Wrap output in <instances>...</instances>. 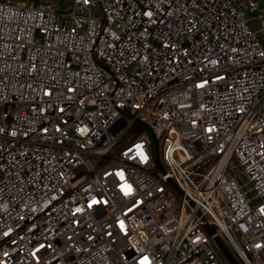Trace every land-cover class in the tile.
<instances>
[{
    "label": "built area",
    "instance_id": "2783aa9c",
    "mask_svg": "<svg viewBox=\"0 0 264 264\" xmlns=\"http://www.w3.org/2000/svg\"><path fill=\"white\" fill-rule=\"evenodd\" d=\"M263 2L0 0V264H264Z\"/></svg>",
    "mask_w": 264,
    "mask_h": 264
},
{
    "label": "rangeland",
    "instance_id": "374dc122",
    "mask_svg": "<svg viewBox=\"0 0 264 264\" xmlns=\"http://www.w3.org/2000/svg\"><path fill=\"white\" fill-rule=\"evenodd\" d=\"M44 2H50L52 3L57 9H69L72 7L73 0H43ZM261 10L264 12V2L260 5ZM249 26L252 28V30L258 32L260 31L261 25L260 21L257 18H249L248 20ZM258 37L259 39L263 42L264 39V32H258ZM145 132H149L147 128H144ZM161 145V142H160ZM235 165V162H231L230 166L233 167ZM231 174L234 173V175H239L241 174V170L239 169H231ZM241 178V177H240ZM242 179V178H241ZM227 243V242H226ZM228 245V243H227ZM230 248V245H228ZM231 249V248H230ZM239 262V260H237Z\"/></svg>",
    "mask_w": 264,
    "mask_h": 264
},
{
    "label": "water",
    "instance_id": "95a60500",
    "mask_svg": "<svg viewBox=\"0 0 264 264\" xmlns=\"http://www.w3.org/2000/svg\"><path fill=\"white\" fill-rule=\"evenodd\" d=\"M156 150H157L156 151V156H155L156 162L159 165V167L163 170V166H162V163H161V159H160V154H159L158 148ZM218 243L220 244V247H221L223 253L228 258V260L231 262V264H239L237 262V260L231 255V253L227 249L226 245L220 240H218Z\"/></svg>",
    "mask_w": 264,
    "mask_h": 264
},
{
    "label": "trees",
    "instance_id": "16d2710c",
    "mask_svg": "<svg viewBox=\"0 0 264 264\" xmlns=\"http://www.w3.org/2000/svg\"><path fill=\"white\" fill-rule=\"evenodd\" d=\"M15 1H18V0H15ZM34 1H36L37 3H39V2H42L43 0H34Z\"/></svg>",
    "mask_w": 264,
    "mask_h": 264
}]
</instances>
